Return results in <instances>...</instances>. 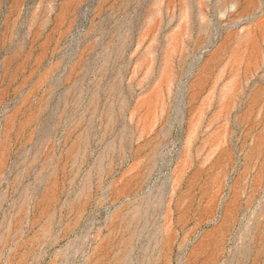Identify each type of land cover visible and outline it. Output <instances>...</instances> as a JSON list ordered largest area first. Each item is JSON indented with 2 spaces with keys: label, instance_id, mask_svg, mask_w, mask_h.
<instances>
[{
  "label": "rangeland",
  "instance_id": "rangeland-1",
  "mask_svg": "<svg viewBox=\"0 0 264 264\" xmlns=\"http://www.w3.org/2000/svg\"><path fill=\"white\" fill-rule=\"evenodd\" d=\"M0 264H264V0H0Z\"/></svg>",
  "mask_w": 264,
  "mask_h": 264
}]
</instances>
